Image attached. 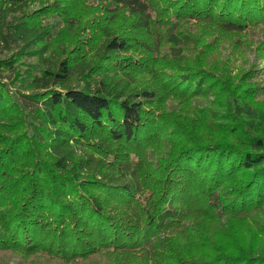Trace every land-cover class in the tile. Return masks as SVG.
<instances>
[{
  "label": "trees",
  "instance_id": "obj_1",
  "mask_svg": "<svg viewBox=\"0 0 264 264\" xmlns=\"http://www.w3.org/2000/svg\"><path fill=\"white\" fill-rule=\"evenodd\" d=\"M99 1L93 54L92 34L61 42L43 24L64 17L62 0H0L2 264H264V239L239 229L264 209V109L243 77L232 88L209 55L181 54L264 22V0ZM28 55L42 69L22 80ZM6 71L28 80L23 91ZM199 96L221 109L196 111ZM195 111L202 134L184 122Z\"/></svg>",
  "mask_w": 264,
  "mask_h": 264
},
{
  "label": "rangeland",
  "instance_id": "obj_2",
  "mask_svg": "<svg viewBox=\"0 0 264 264\" xmlns=\"http://www.w3.org/2000/svg\"><path fill=\"white\" fill-rule=\"evenodd\" d=\"M38 1L49 4V1L52 0ZM61 4L63 5V9L67 11L64 17L60 18L57 15H50L42 19L43 24L52 29L54 39L57 41L61 40V42L64 40L70 42V40L72 41L75 38L77 40L85 38L86 36L90 37L89 35L92 34L94 36V40H92L93 42L86 47L87 51L90 50L94 54L101 49V44L103 43L105 36L102 32H94L91 25L89 26L91 23L89 20L91 16L87 15V11L91 9V7H97L98 10L102 9L97 13V15H102L103 13L106 15V9L104 10V6H101L103 5L102 2L99 0H62ZM72 18H74V20H72ZM119 23L117 22V25H113L112 29H118ZM124 25L127 24L124 23ZM188 30L190 33L199 37V31L195 30V28L192 27ZM199 38L200 42L193 41L191 45L181 47V54L187 55V58L191 59H194L196 55L199 54L209 55L206 57L211 65L216 64L221 67V70L218 69V71H214L216 73V77L219 76L217 78L223 79V82L229 83L232 88H236L237 84L240 83V79L243 77L247 84L255 87L257 96L254 97V100L257 103L256 106L264 109V22L256 24L244 32L228 34L221 33L218 35L213 34L211 37ZM170 44L171 43L163 45L161 50L162 55L165 53L169 55L174 52ZM208 45L210 46V50H208ZM53 47L55 46L53 45L52 49ZM10 55L11 52L4 47H0V59L9 57ZM23 61L29 65L20 63L17 66V71H20V78H22V80L26 79L29 75L27 72L28 70L26 69H32L31 71L34 74L39 73L42 69L40 62L29 55L28 57H25ZM17 71H6L3 73L4 80L9 83L12 92L23 91L28 83V80L24 84L17 81ZM245 87L246 84L242 85L239 92L243 91ZM212 98L213 96H210L209 100ZM209 100L199 96L195 97L191 104L196 111L197 109L205 108L208 105L217 110L221 109L219 106L211 104ZM167 103L166 109L168 111L179 110L177 108L179 105H176L177 101L174 102L173 100H170ZM196 111L194 113H190V116L187 117L184 122L190 124V126L186 125L189 131L202 134V128L197 129L193 125L199 122L197 119L196 121H193V118L196 117L194 116V114L196 115ZM172 129H174V131H171ZM175 131V122H173V126L168 130L167 135H161V138L164 136V139L162 141L160 139L159 143L154 148H149L147 150V154H149L148 158L151 156L149 159L150 161L154 160L156 162L157 158H154L157 156L156 151L161 152L159 155H164L165 147L169 145L171 135H177V132ZM203 135L201 136V139L204 138ZM243 221L246 225L242 227L239 225L240 230L247 228L248 233H257L260 238L264 239V209L261 211H251L250 214H247V217H245ZM9 260L10 259L7 258L8 262ZM19 261L20 259L18 257L11 258V262L13 263ZM0 264H2L1 260Z\"/></svg>",
  "mask_w": 264,
  "mask_h": 264
}]
</instances>
